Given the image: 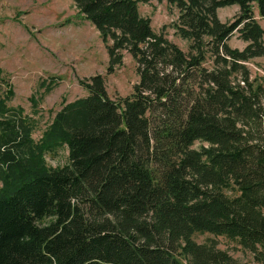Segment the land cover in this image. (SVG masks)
Segmentation results:
<instances>
[{"label":"trees","instance_id":"obj_1","mask_svg":"<svg viewBox=\"0 0 264 264\" xmlns=\"http://www.w3.org/2000/svg\"><path fill=\"white\" fill-rule=\"evenodd\" d=\"M72 1L106 45L107 74L126 51L139 80L113 100L90 77L34 140L0 79V264H236L194 232L264 264V83L246 65L264 57V0H165L188 53L138 0ZM229 6L239 13L222 23ZM62 150L68 163L47 166Z\"/></svg>","mask_w":264,"mask_h":264},{"label":"rangeland","instance_id":"obj_2","mask_svg":"<svg viewBox=\"0 0 264 264\" xmlns=\"http://www.w3.org/2000/svg\"><path fill=\"white\" fill-rule=\"evenodd\" d=\"M137 8L150 20L155 33L161 32L183 52H189L190 41L176 34L179 12L174 5L165 0H138ZM253 12L264 28L256 7ZM238 13V6H229L218 9L217 17L222 23H230ZM228 45L242 50L247 44L235 33ZM121 53V64L107 74L106 45L94 26L81 18L72 0H0V79L14 93L9 105L21 108L32 121L34 140L66 103L88 94L90 77L102 76L107 95L113 100L129 96L139 77L135 61L126 51ZM210 64L208 59L205 66ZM246 65L251 78L264 83V57ZM67 156V150H62L55 158L46 157V164L60 168L68 163ZM192 239L198 244L215 242L236 264H259L236 241L224 236L194 232Z\"/></svg>","mask_w":264,"mask_h":264}]
</instances>
